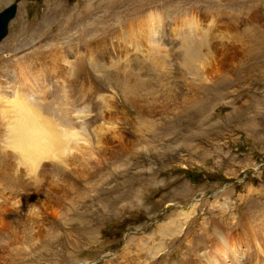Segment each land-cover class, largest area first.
<instances>
[{"label": "rangeland", "instance_id": "obj_1", "mask_svg": "<svg viewBox=\"0 0 264 264\" xmlns=\"http://www.w3.org/2000/svg\"><path fill=\"white\" fill-rule=\"evenodd\" d=\"M12 4L0 58L31 62L44 100L60 97L69 113L86 105L72 126L91 144L51 163L46 211L37 200L18 213L11 184L34 186L5 173L0 203L16 223L0 233V264L184 263L212 222L236 231L251 259L260 245L264 255V0H0V11ZM132 15L166 34L142 43L148 60L106 51Z\"/></svg>", "mask_w": 264, "mask_h": 264}, {"label": "bare ground", "instance_id": "obj_2", "mask_svg": "<svg viewBox=\"0 0 264 264\" xmlns=\"http://www.w3.org/2000/svg\"><path fill=\"white\" fill-rule=\"evenodd\" d=\"M12 5L15 6V4H12ZM15 12H16V6H15ZM15 12H14L13 16L9 18V20H11L15 16V14H16ZM148 14H150V13H148ZM154 16L155 15L150 14V16H149V19H151L150 22L153 21L152 18H154ZM155 17L157 18L156 21L162 20V18L159 16H155ZM145 18H147V17L142 18L140 16V18H139L137 16V17H134V19H136L134 21H127L126 24H125V22H126L125 21L124 24L121 23L119 25V27H114L115 29L109 33L110 37L108 36L109 42H108V49L105 48L106 51L110 52L113 55H120V56H124V57H129V56H131V53H133V50H135L136 52L133 55L136 56V57H134V59H136L137 62L139 61L138 58H141L142 60L150 59L149 48L145 49V46L147 47V43L150 45L151 42H157L158 43V40L165 39L166 34L164 33L165 35H163V34L158 33L159 29L158 30H151V26H149L148 23L144 22ZM186 20L189 21L187 23L186 27H188V28H189V26L195 27L194 26L196 24L195 21H197V20H193L192 18H187ZM148 21L149 20H147V22ZM178 23L179 22L175 21V22H173L174 26L173 27L170 26L174 29L172 31L174 32L173 34H175V35L179 33L178 31L180 29V28H178L179 27ZM123 27H125V28H123ZM162 32H164V30ZM6 35H7V26H6V33L3 36V38L0 40L1 42H3L6 39V38H4ZM161 36H163V37H161ZM120 37L121 38L124 37V39L120 40ZM182 37H183L182 38L183 41L185 42V41H187V39H190L192 36L191 35H185ZM143 42H147V43H145L143 46L142 45ZM187 44H188V42H187ZM151 46H152V44H151ZM201 47L202 46L197 45V52H200ZM2 48L3 47L1 46L0 52H3ZM155 48H156L155 52L153 53V50H152V53L160 55L161 50L157 49V48H159L158 45ZM193 48H192V46L186 48L185 56H187L188 58H192L193 53H194ZM87 51H90V49H87ZM197 54H199V53H197ZM84 58L85 57H83V59ZM12 60H13V62L11 64ZM52 64H53V62H52ZM154 67H157V66L154 65ZM53 72H52V74H53ZM49 74H51V73H49ZM42 75L43 74H41V76ZM49 76H51V75H49ZM49 76H48V78H49ZM58 77L60 78V76H58ZM43 79H45V78H43ZM50 80L47 79V81H50ZM38 82L39 81H38L35 66L33 64H31V62L29 63L28 61L21 60L17 56H16V58H13V55H11V54H8L6 59L2 60L0 58V183H4L5 179L3 176L8 171H13L12 175L15 177H20L22 174L23 175L25 174V176L29 177L28 178L29 180L28 181L25 180V181L29 182V183H33L32 184V186H34L33 187L34 188L33 194H31L27 189H25L27 191L24 192V194H22V192L20 194V193H18L19 191H17V188H14L16 185L11 184V186H10V187H13L12 190L14 189V191H16V193H15L16 195L14 196L15 197L14 202L11 201L12 202L11 206L15 209H18V211H19L18 213L21 212L22 214H25L26 216H27L26 213L28 211L30 212L29 208L33 207V205H35L34 202H36L37 200H39L40 202H43V203H41V209L43 207L42 210L52 208V206L49 204V200L47 199V197L49 198V196L51 195V188H50L51 184L50 183H51L52 168H53V167L51 168V163L53 161H60V160L62 161L66 157V155H68V153H73V151L70 152L71 150L78 151L81 155L82 151L90 148V144H91L90 139L88 138L89 137L88 134L84 131V127L82 126L83 124L82 125L75 124L74 126H72L74 123H76V120L80 122V120H78V119L84 120V118H87V116H88L87 111L88 110L85 109L86 105L82 106L83 108L81 107L80 109L75 108L71 113H69V111H67L68 108L65 109L62 107V105L66 106V103L63 100L62 101L59 100L60 97L58 98L56 96L57 98L54 97L53 98L54 100H50L49 102H48V100H44L45 98L42 95L43 92L41 91L42 85L40 83L38 84ZM52 82H53V80H52ZM60 83H61V81H60ZM43 84L45 85V83H43ZM116 84H117V82H116ZM47 85H49V84H46V86ZM53 86L54 85H52V87ZM69 89H70V87H69ZM47 92L49 93L50 91L47 90ZM64 93H61V94H64ZM62 96H61V98H62ZM64 97L66 99H68V96L65 95ZM46 98H47V96H46ZM68 101H69V99H68ZM56 102L59 104V107H58V105L56 106L57 108L52 107ZM69 102L71 103V101H69ZM46 103H48V104H46ZM73 104L75 105V103H73ZM76 106H77V103H76ZM49 109L52 111L50 112ZM72 113H74V114L76 113V115H72ZM89 116H88V118H89ZM56 124H59L63 127H60L61 129L57 128ZM94 131H95V129H94ZM98 137L100 138L99 135H98ZM92 139H93V137H92ZM45 160L46 161L48 160V162H46ZM53 166H54V163H53ZM20 178H22V176ZM11 179H13V178H10V180ZM40 180H44V185L42 184V182ZM16 181H18V180H16ZM29 185L31 186V184H29ZM40 187L43 189H41ZM26 188L30 189V187H28V185L26 186ZM7 189L9 192L8 187H7ZM12 190L10 191L11 193H12ZM2 191H4V188ZM31 191H33V190H31ZM5 192H3L4 195H5ZM0 198H1V196H0ZM34 208H36V207H34ZM192 209L190 210V208H189V211L187 210V212L180 213L179 217L174 218L172 220H176L178 222V221H180L179 220L180 217H182V219L185 220L186 218L189 217V215L194 210V209L193 210ZM4 210H5V208L3 207L2 203H0V233L4 227H6L8 225L11 226L13 223H16V220L11 218L12 223L10 222V224H9V221H7L5 218H7V217L10 218V216L7 215L8 212L4 213L5 212ZM7 210H8V208H7ZM32 210H35V209H31V211ZM44 211H46V210H44ZM35 212H36V210H35ZM179 223L180 222H178V224ZM22 224L23 223H21V225ZM168 224H169V227L170 226H176V224L171 222V220L168 221ZM212 224H213V226H212V230H211L212 231L211 237H209V239H208V241H206V243H204L201 239L196 237V238H194L195 239L194 244L189 246L190 247L189 249H191V248L193 249V254H191L192 256H191V258H189V260L193 262L192 264H264V255L261 252V250H262L261 245L260 246L257 245L258 243L256 242L257 243L256 246L260 247L259 257H258V259H251L252 257L250 255L246 254L244 250H242L241 244L239 243V241L237 239H235V238H238L236 231L230 232L227 229H225L226 230L225 231L216 222H214V223L212 222ZM218 226H219V228H217ZM176 230H180V229L179 228L174 229V231H176ZM3 232L4 231H2V234H3ZM170 232L171 231L169 229L168 233H170ZM177 232L180 233V231H177ZM0 236H1V234H0ZM0 243H2V242H0ZM190 243H192V242H190ZM1 245H2V247L4 246L3 244H1ZM189 260L187 259V260H185V262L183 260L184 263H179V262L172 263V262H170L168 264H189L190 263Z\"/></svg>", "mask_w": 264, "mask_h": 264}, {"label": "water", "instance_id": "obj_3", "mask_svg": "<svg viewBox=\"0 0 264 264\" xmlns=\"http://www.w3.org/2000/svg\"><path fill=\"white\" fill-rule=\"evenodd\" d=\"M14 12H15V6L14 5H10L8 7H5L4 9H2L0 11V40L5 35L8 20L10 17L13 16Z\"/></svg>", "mask_w": 264, "mask_h": 264}]
</instances>
